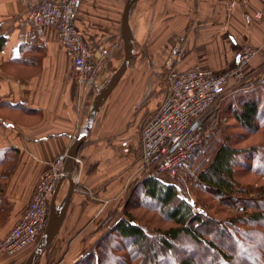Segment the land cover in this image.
I'll use <instances>...</instances> for the list:
<instances>
[{
    "label": "crops",
    "instance_id": "1",
    "mask_svg": "<svg viewBox=\"0 0 264 264\" xmlns=\"http://www.w3.org/2000/svg\"><path fill=\"white\" fill-rule=\"evenodd\" d=\"M127 2L79 0L76 21L94 54L99 57L102 47L109 51L99 67V86L125 59ZM263 9L264 0H135L129 11V32L139 53L135 76L123 75L80 147L83 163L75 170L80 169L81 181H59L51 207L62 218L61 226L38 264L62 247L64 262L74 260L80 246L89 244L83 232L71 240L75 231L91 229L97 222L92 217L114 210L117 203L123 208L135 179L129 168L142 155V127L157 111L162 72L172 64L179 70L199 65L220 74L232 69L243 45L250 44L258 49L249 66L251 79L227 95L220 111L231 115L232 105L257 96L253 89L264 83V13L258 15ZM47 38L44 46L22 0H0V240L27 211L52 161L70 151L90 110L91 91L76 82L55 27L47 28ZM177 45L186 51L179 62L173 56ZM34 249L1 253L0 264H26Z\"/></svg>",
    "mask_w": 264,
    "mask_h": 264
},
{
    "label": "trees",
    "instance_id": "2",
    "mask_svg": "<svg viewBox=\"0 0 264 264\" xmlns=\"http://www.w3.org/2000/svg\"><path fill=\"white\" fill-rule=\"evenodd\" d=\"M262 89L264 92L263 82L253 89L252 93L257 96L250 95L238 106L232 105L231 115L246 131L243 134L255 133L264 125V94L259 93ZM218 129L208 126L206 120L203 143L187 162L179 166L175 177L178 178L183 170L189 177L193 173L198 185L217 196L222 206L241 205L242 213L236 212L226 223L221 222L219 218L198 210L181 192L179 184L167 182L155 173L143 179L133 190L132 194L138 193L133 205L140 203L160 211L171 225L165 229L148 230L127 206L132 200L130 194L124 216L115 223L109 216L99 227L101 230L114 224L101 238L100 249H91L78 260L65 264H264V183L260 187L250 183L258 195L252 198L250 188L238 179V165L264 176V144L241 147L233 142L230 134L223 137L225 133L220 134ZM195 164L196 173L190 171ZM114 235L122 240L119 243L122 253L116 255L106 248L110 242H115ZM178 246L183 247L181 251H176ZM239 247L243 249V257Z\"/></svg>",
    "mask_w": 264,
    "mask_h": 264
},
{
    "label": "built area",
    "instance_id": "3",
    "mask_svg": "<svg viewBox=\"0 0 264 264\" xmlns=\"http://www.w3.org/2000/svg\"><path fill=\"white\" fill-rule=\"evenodd\" d=\"M40 42L48 45L47 28L55 27L61 44L69 54L76 82L81 88L95 85L98 69L109 56L101 48L99 57L93 52L76 16L79 0H22ZM263 11L258 15H262ZM183 45L173 49L174 61L185 56ZM258 49L250 44L241 48L235 66L217 74L196 65L179 70L172 64L168 74V89L160 107L142 127L141 169L152 176L156 172L175 176L181 164L197 151L204 140L207 115L222 103L232 91H239L251 79L249 66ZM68 152L59 154L38 181L27 211L17 224L0 240V254L10 255L36 245L49 221L51 200L63 178ZM76 163L82 158L77 156ZM73 178H79L76 169Z\"/></svg>",
    "mask_w": 264,
    "mask_h": 264
},
{
    "label": "rangeland",
    "instance_id": "4",
    "mask_svg": "<svg viewBox=\"0 0 264 264\" xmlns=\"http://www.w3.org/2000/svg\"><path fill=\"white\" fill-rule=\"evenodd\" d=\"M142 54L145 56H149L146 54L147 51L142 49ZM139 53H136V48H135V54L133 56L130 68L127 69V72H125L124 77L127 76H135V66L134 63L137 60ZM119 69V67L113 72V74H111V76L107 77L105 79V81L102 83V86L97 85V80L99 79L98 76L100 74V69H98L97 72V77L95 80V85L89 86L87 88H82L85 89V91H91L90 92V98H91V102L89 103L91 106V103L94 99V97L96 96V94L108 83V81L111 79V77L114 75V73ZM171 69V67H170ZM169 70L162 72V78H163V83L161 86V97L159 99V102H161L162 98L164 97V95L167 92L168 89V74H169ZM132 71H134V74H131ZM74 72V70H73ZM101 85V84H100ZM94 88V89H93ZM81 100H85V98H81ZM219 103L217 104L215 107H213V109L210 111V113L207 115V119L208 120V126H210L211 128L214 127V129L217 131V128L219 130V133L221 134V132L225 133L223 135V137H225L227 134H230L232 136L233 142L238 145V146H248V145H255V144H259L263 145L264 144V125L261 127V129H259L257 132L255 133H247V134H243L246 133V131L242 128H240L237 124H236V120L235 118L230 115L229 113H225L222 111H220L221 105L223 104ZM81 104V103H80ZM158 106V105H157ZM220 111V112H219ZM227 116V118L225 117ZM236 124V125H235ZM222 130V131H221ZM142 132V130H141ZM54 161V160H53ZM82 163H83V159H82ZM81 163V164H82ZM141 164H142V160L141 158L139 159V161L137 162V165L135 163V165L133 167L129 168V176L131 178L134 179V184L133 186H131L130 188V194H132L133 190L137 187V185L140 184V182L145 179L147 176V172L144 171L143 169H141ZM197 164L193 165L190 167V171L192 172H197L198 169H196ZM46 171V170H45ZM79 172V176H80V169H78ZM186 170H183L182 172H180V177H172L168 174L165 173H159L156 172L162 179H164L167 182H172V183H176L179 184L181 187V192L183 194H185L186 196H188L191 201L194 203L195 207L200 210V211H204L209 213V215L211 217L214 218H219V220L221 222L226 223L227 220L233 218L234 214L237 213H242V207L241 205L238 206H233V208H228L225 206H222L220 203V200L217 198V196H215L214 194H212L211 192L208 191H204L197 183L195 176L192 175L189 177L185 174ZM45 173V172H44ZM43 173V174H44ZM43 176V175H42ZM41 176V177H42ZM41 179V178H40ZM39 179V180H40ZM238 179L245 184L247 187L250 188L251 192H250V197H255L258 196L257 192L253 191L250 187V183H254L253 185L258 186L259 187L262 185V183H264V176L252 172L251 170L247 169V168H243L242 165L239 166L238 165ZM76 180V179H75ZM77 180H80L79 178H77ZM38 183V182H37ZM37 186V185H36ZM36 189V188H35ZM137 194L138 193H134L131 196L130 202H128L129 208L132 210V214L134 215L135 219L141 223L142 225H145L146 228L148 230H158V229H165L167 227H169L171 225V223L163 216V214L160 211H157L155 209H153L152 207H147L145 205H141L140 203L138 205H133L134 200L137 198ZM129 196V194H128ZM128 196H125L124 201L122 200V202H124L123 208H121L120 204L117 203V205H114V210H111L110 212L106 213V214H96L94 215L92 218L96 219L97 222H95L96 224L92 223V218L90 219L91 223L93 224V227H91V229H86V230H77L75 231V234L73 235V237L71 238V240H75L81 232L85 233V234H89L88 235V240H89V244L87 245H83L80 246L79 251L81 252L74 260H78L79 258L83 257V255L86 254V252H88L89 250H99L100 249V245H102L103 243H101V238L106 235V233H109L111 228L113 227V223H115V221L119 218H121L122 216H124L125 213V204L126 201L128 200ZM249 197V198H250ZM264 197V195H263ZM31 202V201H30ZM30 205V204H29ZM29 207V206H28ZM112 216L113 217V223H111L108 226H105V228H102L101 230L99 229V227L103 224V222L109 217ZM19 221V220H18ZM17 223H15L16 225ZM113 224V225H112ZM14 225V226H15ZM13 226V227H14ZM98 226V227H97ZM12 227V228H13ZM11 228V229H12ZM115 237V242H110V245L107 248L108 251L111 252V254H120L122 252H120L119 250V243H121V238L117 237V235H114ZM85 241V240H84ZM100 241V242H99ZM152 241V240H150ZM243 243V245H246L244 240H241ZM53 243V242H52ZM51 246V245H50ZM49 246V247H50ZM36 247V246H35ZM48 247V248H49ZM59 248V250L57 248L52 249L48 254H46L44 261L40 264H59L62 262V264H65L64 262V258L65 254H63V249ZM69 248V246L67 247ZM104 248V247H103ZM183 247L178 246L176 251H181ZM240 249V256L243 257L242 255H245L243 252V249ZM202 250V249H201ZM211 255H214V251L213 250H209ZM257 257V255H254ZM47 261V262H46ZM69 261V260H66ZM67 264V263H66ZM123 264V262L121 263Z\"/></svg>",
    "mask_w": 264,
    "mask_h": 264
},
{
    "label": "water",
    "instance_id": "5",
    "mask_svg": "<svg viewBox=\"0 0 264 264\" xmlns=\"http://www.w3.org/2000/svg\"><path fill=\"white\" fill-rule=\"evenodd\" d=\"M135 0H128L125 11H124V16H123V35L124 38L128 44L127 47V52L125 59L122 63V65L119 67V69L114 73V75L111 77V79L108 81V83L96 94L94 97L88 117L81 129V132L78 136V138L74 141V143L71 146L70 151L68 152V159H67V164H66V169L64 178H70L74 180L73 178V172L75 171V167L77 165L76 163V157L79 155V149L87 139L93 124L101 111L103 105L105 104L106 100L108 99L109 95L112 93L120 79L123 77L124 73L126 70L130 67L134 52H135V42L133 37L131 36L129 32V11L133 5ZM74 189V187H73ZM72 192L70 193L69 198H71ZM61 220L56 212L54 211V208L51 207L50 210V215H49V221H48V226L42 235L40 241L36 245L29 261L26 264H36L37 261L40 259V257L43 255V253L47 250V248L52 244V242L55 240L60 226H61Z\"/></svg>",
    "mask_w": 264,
    "mask_h": 264
}]
</instances>
